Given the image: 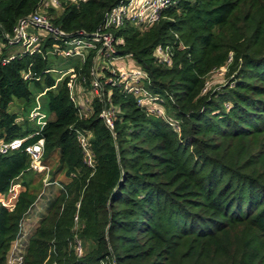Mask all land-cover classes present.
Wrapping results in <instances>:
<instances>
[{
    "label": "trees",
    "instance_id": "trees-1",
    "mask_svg": "<svg viewBox=\"0 0 264 264\" xmlns=\"http://www.w3.org/2000/svg\"><path fill=\"white\" fill-rule=\"evenodd\" d=\"M41 1L0 0V41L2 30L12 33ZM126 2L61 0L44 11L73 35L96 30L106 12ZM110 31L116 51L104 57L109 68L99 71V96L89 74L93 51L57 83L45 70L63 58L45 52L60 39L45 37L42 53L5 64L10 46L0 51V141L26 138L24 147L43 138L49 167L44 185L24 149L0 154V194L21 184L12 210L0 203V264L49 185L59 189L29 228L21 264H264V0H171L157 21L125 19ZM124 56L146 75L143 86L163 116L117 85L112 61ZM220 69L225 83L207 88V76ZM74 76L76 90L93 93L88 110L69 96ZM32 85L46 100L38 134L27 117ZM14 99L25 116L8 110ZM105 105L115 109L111 128L100 116ZM77 240L85 242L80 255Z\"/></svg>",
    "mask_w": 264,
    "mask_h": 264
},
{
    "label": "built area",
    "instance_id": "built-area-1",
    "mask_svg": "<svg viewBox=\"0 0 264 264\" xmlns=\"http://www.w3.org/2000/svg\"><path fill=\"white\" fill-rule=\"evenodd\" d=\"M60 1L61 0H42L38 10H35L34 12L17 19L12 33H7L2 30V40L0 41L2 45H0V51L6 45H19L21 46L22 50L18 53H13L3 57L1 59V63H7L18 54L34 52L42 53L40 44L45 37L60 39L61 43H53L51 50H47L45 54L50 55L53 58L58 57L66 60H72L76 58L83 64L86 60V57L88 56V53L93 51V56L91 58L92 65L90 67L89 74L91 76V87L96 96H99V89L101 87V82L99 80V71L101 70L99 59L101 57L114 54L116 51L114 46L115 38L112 35L110 28L119 27L125 19H131L139 23H153L159 19L160 11L165 8L171 0H127L126 3L118 5L106 12L103 23L96 30L92 32L78 30L73 33V35H70L61 28L54 26L44 11V8L47 7L46 2H49L51 5L57 7L60 4ZM45 71L57 73L59 76L55 81V83H57L60 79L75 73V67L73 65L59 69L51 67ZM111 73L113 76H115L118 86H122L124 90L135 95L138 105L145 107L146 111L149 113H157L162 116L164 115L163 109L158 104L153 103L155 100H157V98L151 95L143 86V79L146 75L142 70H125L118 69L113 66ZM30 77L31 76L29 72L24 74V78ZM111 80V78H107L105 79V82L108 83ZM74 81L75 76L70 77L67 82V87L69 89L70 98L73 101L78 102L75 92L77 93V91H80L78 89L76 91ZM82 90L83 88H81V91ZM43 93L44 92L38 93L36 95V103L29 109L27 113L28 120L39 126L38 130L34 132L35 134L39 133L46 121V113L41 110V105L37 100V98ZM85 101L87 102V100ZM79 104V107L82 111L83 109H89L83 100ZM114 111L115 109L111 105L103 106L100 111V116L110 128L112 127V117L114 116ZM170 125L178 129V125L174 121H171ZM25 139L26 138H15L10 141H0V154H6L14 150L24 149L30 159V169L35 172H43L45 175L43 179L44 185H48L49 182H47V178L49 174V167L42 162L44 139L39 138L36 142L23 147V142ZM78 139L82 148L85 150L87 163L90 164L91 158L90 152L87 148L88 146L86 137L84 135H79ZM20 190V182H14L8 189V196L6 197L5 195H2L0 203L12 210L14 208V201L17 199ZM75 250L78 255L81 254V244L79 240L76 242ZM23 256L24 251L20 248H18L16 252L13 253L12 246L8 254L6 264H21L23 261Z\"/></svg>",
    "mask_w": 264,
    "mask_h": 264
},
{
    "label": "rangeland",
    "instance_id": "rangeland-1",
    "mask_svg": "<svg viewBox=\"0 0 264 264\" xmlns=\"http://www.w3.org/2000/svg\"><path fill=\"white\" fill-rule=\"evenodd\" d=\"M46 6L47 7H55L53 5H51L49 2H46ZM36 32H40V31H36ZM0 45H2V43H0ZM10 49V54H13V53H18L22 50L21 46L19 45H15V46H10L9 47ZM54 60V59H53ZM77 59H72V60H66V59H59L58 61H52L51 63V67H54V68H66L68 67L69 65H71L73 62H75ZM112 64L115 68H118V69H125V70H135L137 69L139 66L135 63V61L130 57V56H124L122 58H114L113 61H112ZM99 65L101 66V68L103 69L104 67L105 68H109L108 67V64H107V61L104 57H101L99 59ZM224 69H220V70H216V71H213L211 72L207 78H206V87L207 88H213V87H216L218 85H221L223 83H225V76H224ZM55 75H58L57 73H54ZM31 89L33 90L34 92V95L36 96V94L39 92L37 90H35L33 88V85L31 86ZM77 91V90H76ZM75 94L77 95V97L79 98V100L82 102V100L87 104V102L85 101L88 98L90 99V97H92V94L91 92H87V93H80L77 91V93L75 92ZM39 104L41 105V110L43 112H47L46 110V100H45V97L44 96H40L37 98ZM35 101H34V104H32V106L35 105ZM31 106V107H32ZM30 107V108H31ZM9 111L11 112H16L18 116H25L26 115V110H24V103L18 99H14L12 101V103L9 105V108H8ZM50 161L48 162L49 165H53L55 167L56 165V161H54V158L53 159H49ZM55 160H56V157H55ZM58 181L59 180H64V177L63 175H60L56 178ZM35 180H38V178H35ZM59 189V185H49V186H46V188L43 190V187L40 186L38 188V193L41 192L40 196L37 198L36 202L34 203V205L32 206L31 210H30V213L28 215V217L30 218L29 221H26V222H23V227L26 228L27 230L30 228H33L35 225H36V221H37V218H39L41 216L42 213L45 212V209H46V206L49 202V200L52 198V195L56 194V191ZM26 230V231H27ZM29 233H26L25 232H22V234L20 235V237L14 241L12 243V246H13V253L16 252V250L18 248H20L21 250H24L26 249V245H27V235ZM14 244V245H13ZM84 245H85V242L82 241V245H81V251L84 249ZM77 254V253H76Z\"/></svg>",
    "mask_w": 264,
    "mask_h": 264
},
{
    "label": "crops",
    "instance_id": "crops-1",
    "mask_svg": "<svg viewBox=\"0 0 264 264\" xmlns=\"http://www.w3.org/2000/svg\"><path fill=\"white\" fill-rule=\"evenodd\" d=\"M16 182H17V181H16ZM1 198H2V194H0V199H1ZM14 202H15V201H14ZM29 213H30V212H29ZM28 215H29V214H28ZM28 215H27V217L24 219L23 222L29 221L30 218L28 217ZM23 222H22V229H23L22 231L25 232V234H26V233L28 232L29 229L27 230L26 228L23 227ZM26 230H27V231H26Z\"/></svg>",
    "mask_w": 264,
    "mask_h": 264
}]
</instances>
